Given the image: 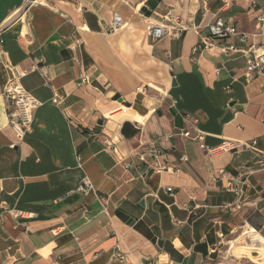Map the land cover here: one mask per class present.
Wrapping results in <instances>:
<instances>
[{
  "label": "crops",
  "instance_id": "1",
  "mask_svg": "<svg viewBox=\"0 0 264 264\" xmlns=\"http://www.w3.org/2000/svg\"><path fill=\"white\" fill-rule=\"evenodd\" d=\"M35 1L0 0V264H264L234 252L250 249L242 231L264 241V76L246 75L242 53L264 46V0ZM217 17L246 43L194 54ZM176 20L181 37L151 40L150 25ZM7 65L41 104L22 144ZM152 147L163 172L135 157Z\"/></svg>",
  "mask_w": 264,
  "mask_h": 264
},
{
  "label": "built area",
  "instance_id": "2",
  "mask_svg": "<svg viewBox=\"0 0 264 264\" xmlns=\"http://www.w3.org/2000/svg\"><path fill=\"white\" fill-rule=\"evenodd\" d=\"M25 5L34 4L35 0H22ZM224 5H227L231 0H222ZM252 6L255 5L254 0H246ZM256 26L258 31L261 34H264V8H261L256 16ZM177 27L171 29L169 25L166 24H155L150 25L149 36L152 41L156 42L161 40L166 36H172L173 38L181 37L182 33L185 31V28L179 23V21H175ZM122 24L121 17L119 15L113 16V21L109 30V33L117 31ZM209 36L208 39L203 40L196 44L192 48V52L201 53L213 47V41L219 39H227L236 37L239 39L241 43H246L248 35L242 33L236 25H234L230 21H226L221 17L215 18L212 23L208 25ZM236 48L234 46H230L228 48L221 49L222 54H228L230 52L235 51ZM243 55L246 57V75L251 77V75H263L264 76V46H255L250 45L246 50L242 51ZM43 61L39 59L33 65V70H39L41 75L47 80V74L45 71V67H38V64H42ZM9 76L7 82L4 86L3 96L6 101V114L9 127L13 130L15 137L17 139L18 144H22L26 135L31 130V124L33 121V111L40 107L41 104L39 101L30 96L22 86V79L25 76L23 71H20L18 68L7 65L5 67ZM138 92L141 91L140 88L137 89ZM184 137H189L188 133L183 134ZM196 139L200 142L202 141L201 136H197ZM256 141L253 140L250 144H240L237 147L242 149H249L251 145H255ZM201 148H204V145H200ZM237 147H233L231 149H235ZM226 150H230L225 148ZM209 153H213V149H208ZM161 156V151L155 147H152L145 152L136 154L135 157L142 163L147 164L153 168V171L160 173L163 172V168L159 164V158ZM181 162L185 161V157L182 156L180 158ZM259 164H264V155L260 156L258 160ZM177 172V171H176ZM220 179L225 180V186L227 191H234L233 182L226 178L224 172H221ZM94 191L93 186L89 183L80 184L76 192L81 194L82 196H88L90 193ZM168 193L171 192V189H166ZM99 200L103 203L105 202L104 197H100ZM241 235H243L252 248V252L254 255H258V251L262 246V243L258 240V236L256 235L254 230H246L242 231ZM264 245V243H263ZM113 258L126 262V256L120 253H115Z\"/></svg>",
  "mask_w": 264,
  "mask_h": 264
},
{
  "label": "rangeland",
  "instance_id": "3",
  "mask_svg": "<svg viewBox=\"0 0 264 264\" xmlns=\"http://www.w3.org/2000/svg\"><path fill=\"white\" fill-rule=\"evenodd\" d=\"M258 240H259V238H258ZM260 241V240H259ZM261 242V241H260ZM262 243V246L260 247V250L258 251L259 252V255H260V257H262L263 259H264V245H263V242H261ZM252 250V248L250 247V249H239L238 250V254L237 253H235V255L237 256V257H239V256H243V255H246L248 258H250L251 259V254H250V252H252L251 251ZM246 251V252H245ZM253 261H255L256 262V259H252Z\"/></svg>",
  "mask_w": 264,
  "mask_h": 264
},
{
  "label": "bare ground",
  "instance_id": "4",
  "mask_svg": "<svg viewBox=\"0 0 264 264\" xmlns=\"http://www.w3.org/2000/svg\"><path fill=\"white\" fill-rule=\"evenodd\" d=\"M259 240H260L261 242H263V243H264V241L262 240V238H260ZM242 247H243V246H242ZM239 249H243V248H238V249H235V251H234V252L238 254V250H239ZM259 250H260V249H259ZM245 252H246V251H245ZM258 254H259V252H258ZM232 255H234V254H232Z\"/></svg>",
  "mask_w": 264,
  "mask_h": 264
}]
</instances>
